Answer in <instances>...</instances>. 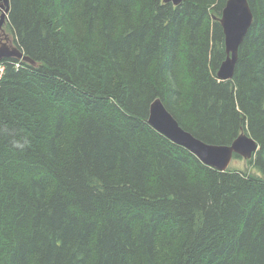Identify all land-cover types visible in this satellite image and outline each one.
Wrapping results in <instances>:
<instances>
[{
  "label": "trees",
  "instance_id": "1",
  "mask_svg": "<svg viewBox=\"0 0 264 264\" xmlns=\"http://www.w3.org/2000/svg\"><path fill=\"white\" fill-rule=\"evenodd\" d=\"M226 1L9 0L35 63L0 62V264H264V0L221 80ZM155 98L203 142L250 135L255 172L161 134Z\"/></svg>",
  "mask_w": 264,
  "mask_h": 264
},
{
  "label": "water",
  "instance_id": "2",
  "mask_svg": "<svg viewBox=\"0 0 264 264\" xmlns=\"http://www.w3.org/2000/svg\"><path fill=\"white\" fill-rule=\"evenodd\" d=\"M169 1L177 5L181 0H164V2ZM8 11L9 0H0V26L5 21ZM219 21L224 33L226 56L218 68L217 77L221 80H229L234 72L238 48L252 22V12L247 0H227ZM5 58L30 61L29 57L23 55L22 51L7 37L0 42V61ZM147 121L170 140L186 147L202 161L219 170H226L234 155L250 159L257 149L256 141L245 133L239 134L230 144L204 143L179 127L160 98L153 99L149 104Z\"/></svg>",
  "mask_w": 264,
  "mask_h": 264
},
{
  "label": "rangeland",
  "instance_id": "3",
  "mask_svg": "<svg viewBox=\"0 0 264 264\" xmlns=\"http://www.w3.org/2000/svg\"><path fill=\"white\" fill-rule=\"evenodd\" d=\"M3 34H2V40H4V36L9 38L10 40H12V35L11 33L5 28V30L3 29ZM248 159H243L242 157L239 158H232L231 162H230V168H237V169H242V170H248L251 172H255V169H253L252 167L249 166L248 164Z\"/></svg>",
  "mask_w": 264,
  "mask_h": 264
},
{
  "label": "bare ground",
  "instance_id": "4",
  "mask_svg": "<svg viewBox=\"0 0 264 264\" xmlns=\"http://www.w3.org/2000/svg\"><path fill=\"white\" fill-rule=\"evenodd\" d=\"M164 1V0H163ZM220 17H221V15H220ZM219 17V18H220ZM220 22V21H219ZM221 24V23H220ZM223 30V29H222ZM224 34V33H223ZM30 59V61L29 62H31V63H35L33 60H31V58H29ZM3 71V70H2ZM217 71H218V69H217ZM217 71H216V76H217ZM1 76H2V72H1V75H0V78H1ZM233 76V75H232ZM171 114V113H170ZM173 117V116H172ZM147 118H148V116H147ZM174 118V117H173ZM175 119V118H174ZM176 120V119H175ZM176 122H177V120H176ZM178 123V122H177ZM151 125V124H150ZM179 125V124H178ZM152 126V125H151ZM153 127V126H152ZM179 127L182 129V130H184L180 125H179ZM159 131V130H158ZM184 131H186V130H184ZM160 132V131H159ZM188 132V131H187ZM161 134H163L162 132H160ZM241 133H243V132H241ZM241 133H239V134H241ZM164 136H166L165 134H163ZM195 137V136H194ZM236 138V137H235ZM234 138V139H235ZM198 139V138H197ZM200 140V139H199ZM202 141V140H201ZM176 143V142H175ZM204 143H206V142H204ZM257 143V142H256ZM178 144V143H177ZM206 144H210V143H206ZM180 145V144H179ZM210 145H224V144H210ZM180 146H182V145H180ZM182 147H184V146H182ZM184 148H186V147H184ZM187 149V148H186ZM257 149H258V144H257ZM256 149V150H257ZM188 150V149H187ZM256 152V151H255ZM254 152V153H255ZM193 153V152H192ZM253 153V154H254ZM202 163H204V164H206V165H209V164H207V163H205L204 161H202L195 153H193ZM253 156V155H252ZM251 156V157H252ZM239 157H241V156H239ZM243 158V157H242ZM244 159V158H243ZM230 165V164H229ZM209 166H211V165H209ZM228 167H230V166H228ZM222 171H224V170H222Z\"/></svg>",
  "mask_w": 264,
  "mask_h": 264
},
{
  "label": "flooded vegetation",
  "instance_id": "5",
  "mask_svg": "<svg viewBox=\"0 0 264 264\" xmlns=\"http://www.w3.org/2000/svg\"><path fill=\"white\" fill-rule=\"evenodd\" d=\"M6 21V20H5ZM5 21L2 23V25L0 26V42H2V41H4L5 40V36L3 37L4 38V40H2V34L4 33L3 32V29L5 30Z\"/></svg>",
  "mask_w": 264,
  "mask_h": 264
},
{
  "label": "built area",
  "instance_id": "6",
  "mask_svg": "<svg viewBox=\"0 0 264 264\" xmlns=\"http://www.w3.org/2000/svg\"><path fill=\"white\" fill-rule=\"evenodd\" d=\"M2 70H3V66L0 64V75H1Z\"/></svg>",
  "mask_w": 264,
  "mask_h": 264
}]
</instances>
